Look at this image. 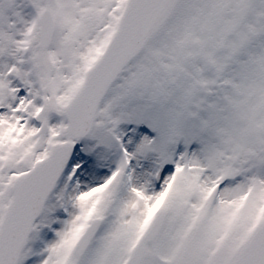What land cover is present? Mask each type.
Returning a JSON list of instances; mask_svg holds the SVG:
<instances>
[{"label":"snow or ice","instance_id":"snow-or-ice-1","mask_svg":"<svg viewBox=\"0 0 264 264\" xmlns=\"http://www.w3.org/2000/svg\"><path fill=\"white\" fill-rule=\"evenodd\" d=\"M0 264H264V0H0Z\"/></svg>","mask_w":264,"mask_h":264}]
</instances>
